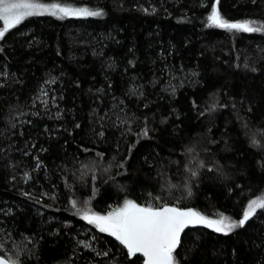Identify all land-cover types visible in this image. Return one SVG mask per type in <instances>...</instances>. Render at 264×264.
<instances>
[{
    "label": "trees",
    "instance_id": "obj_1",
    "mask_svg": "<svg viewBox=\"0 0 264 264\" xmlns=\"http://www.w3.org/2000/svg\"><path fill=\"white\" fill-rule=\"evenodd\" d=\"M39 2L102 15L34 16L0 40V254L143 264L83 212L128 199L239 221L264 198V31L207 20L264 26V0ZM176 259L264 264V210L227 235L191 226Z\"/></svg>",
    "mask_w": 264,
    "mask_h": 264
},
{
    "label": "snow or ice",
    "instance_id": "obj_2",
    "mask_svg": "<svg viewBox=\"0 0 264 264\" xmlns=\"http://www.w3.org/2000/svg\"><path fill=\"white\" fill-rule=\"evenodd\" d=\"M216 4H219V0H216ZM43 15L64 19L69 16H100L102 13L87 8H71L60 3H41L39 0H0V22H2L0 40H3L11 29L16 28L26 18ZM207 20L209 26L228 31L251 33L260 32L264 28V26H252V22L248 21L228 22L221 16L216 6H213ZM144 134L147 135L146 130ZM96 155L103 158V153ZM120 167L123 165L121 164ZM192 175L195 176L196 173L193 172ZM71 204L73 208H77V201L73 200ZM257 210H264V198L251 200L239 221L230 220L224 216L219 219H210L193 209H181L167 203L142 205L126 199L122 206L110 210L106 215L88 210L83 212L81 218L94 225L101 233L114 237L127 249L129 257L140 254L143 264H179L176 259V250L181 246V234L186 228L202 225L227 235L236 228L243 227L256 215ZM77 211L79 212V209ZM85 246L91 247L89 244ZM0 264H18V261L0 256Z\"/></svg>",
    "mask_w": 264,
    "mask_h": 264
},
{
    "label": "rangeland",
    "instance_id": "obj_3",
    "mask_svg": "<svg viewBox=\"0 0 264 264\" xmlns=\"http://www.w3.org/2000/svg\"><path fill=\"white\" fill-rule=\"evenodd\" d=\"M2 23V22H1ZM252 26H255V27H261L262 25H259V24H257V23H252ZM262 31H264L263 30V28H262ZM194 210V209H193ZM196 211V210H195ZM210 219H212V218H210ZM10 258H11V260L13 259V261L15 260V258H13V257H11L10 256Z\"/></svg>",
    "mask_w": 264,
    "mask_h": 264
},
{
    "label": "water",
    "instance_id": "obj_4",
    "mask_svg": "<svg viewBox=\"0 0 264 264\" xmlns=\"http://www.w3.org/2000/svg\"><path fill=\"white\" fill-rule=\"evenodd\" d=\"M180 208H181V209H191V208H188V207H180ZM190 227H191V226H190ZM190 227H189V228H190ZM187 229H188V228H186L185 231H186ZM185 231H184V232H185ZM182 235H183V233L181 234V238H182ZM126 250H127V249H126ZM139 255H140V254H139ZM0 256H3L4 258L8 259L7 257H5V256L2 255V254H0Z\"/></svg>",
    "mask_w": 264,
    "mask_h": 264
}]
</instances>
